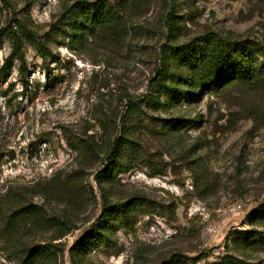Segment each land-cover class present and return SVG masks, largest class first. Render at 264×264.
<instances>
[{
  "label": "rangeland",
  "instance_id": "374dc122",
  "mask_svg": "<svg viewBox=\"0 0 264 264\" xmlns=\"http://www.w3.org/2000/svg\"><path fill=\"white\" fill-rule=\"evenodd\" d=\"M75 1L0 0V200L9 206L17 194L43 205L49 218L67 221L65 202L41 191L57 190L76 169L82 157L73 142L93 134L100 139L115 123L119 134L133 101L142 110L133 126L142 150L118 173L113 197L138 191L149 201L114 243L97 245L77 264H158L177 256L205 264L241 255L235 246L240 231L259 230L264 237V226L252 221L264 203V92L234 85L161 107L157 100L166 98L155 91L154 79L173 12L181 41L206 30L234 32L248 37V55L262 57L264 0H149L135 11L122 6L126 0H110L129 23V35L114 29L73 43L64 23ZM174 117L190 121L168 132L165 121ZM88 182L98 202L81 207L76 227L54 240L65 247L58 264L75 263L71 247L101 212L95 177ZM29 229L17 232L43 244L56 231ZM13 244L2 219L0 264H18ZM243 255L264 264L263 247Z\"/></svg>",
  "mask_w": 264,
  "mask_h": 264
},
{
  "label": "trees",
  "instance_id": "16d2710c",
  "mask_svg": "<svg viewBox=\"0 0 264 264\" xmlns=\"http://www.w3.org/2000/svg\"><path fill=\"white\" fill-rule=\"evenodd\" d=\"M184 1L191 5L194 0ZM148 3L149 0H126L122 6L135 11ZM176 15V12L170 15V40L162 46V67L154 79L155 91L166 98L165 102L157 100L161 107L175 105L184 99L194 101L211 90L230 89L234 85L251 92H264V47L260 48L262 57L248 55L252 47L248 37L237 36L234 32L224 36L214 30H206L202 36L181 41V26L175 19ZM66 17L65 29L73 43H84L92 35L110 33L114 29H121L129 35V23L118 14L116 5L110 0H76ZM128 112V119L123 120L119 134V124L115 123L109 129L104 127L100 139L93 134L80 139L78 143L73 142V147L82 157L76 169L65 177L57 190L49 192L44 188L41 191L46 198L65 202L70 208L67 221L49 218L43 205L24 200L17 194L12 195L9 206L0 200V220H6L7 233L14 241L11 250L18 264H58L59 254L64 255L65 247L62 242L54 240L64 237L76 227L73 218L81 207L89 204L91 199L98 202L88 176L95 177L103 205L95 222L70 249L74 264H77L76 260H85L97 245L114 243L120 229L135 224L139 212L149 201L148 196L135 191L127 199L114 200L113 197L118 173L127 171L142 150V143L133 135V126L142 121V115H139L142 110L138 103L132 101ZM199 117L202 118V115ZM189 121L186 117H174L165 121L164 129L168 132L180 130ZM252 221L264 226V203L258 207ZM19 226L32 229V234L46 227H54L56 231L51 238L53 241L49 243H30L17 232ZM259 232L255 229L237 231L235 246L242 254L227 253L217 261L205 264H261L243 255L258 247L264 248V237H260ZM199 259L177 256L158 264H198Z\"/></svg>",
  "mask_w": 264,
  "mask_h": 264
}]
</instances>
